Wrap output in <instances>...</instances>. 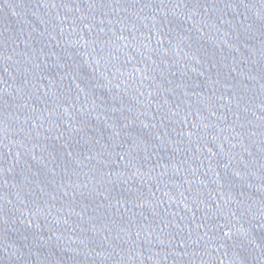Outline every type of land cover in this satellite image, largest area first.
<instances>
[{
    "label": "water",
    "instance_id": "1",
    "mask_svg": "<svg viewBox=\"0 0 264 264\" xmlns=\"http://www.w3.org/2000/svg\"><path fill=\"white\" fill-rule=\"evenodd\" d=\"M0 264H264V0H0Z\"/></svg>",
    "mask_w": 264,
    "mask_h": 264
}]
</instances>
